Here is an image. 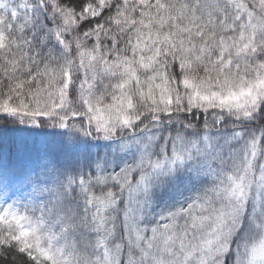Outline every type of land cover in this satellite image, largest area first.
<instances>
[{
    "label": "snow or ice",
    "instance_id": "1",
    "mask_svg": "<svg viewBox=\"0 0 264 264\" xmlns=\"http://www.w3.org/2000/svg\"><path fill=\"white\" fill-rule=\"evenodd\" d=\"M0 264H264V0H0Z\"/></svg>",
    "mask_w": 264,
    "mask_h": 264
}]
</instances>
